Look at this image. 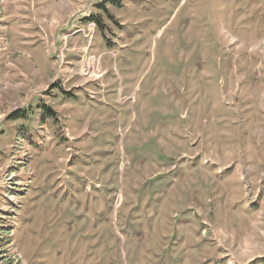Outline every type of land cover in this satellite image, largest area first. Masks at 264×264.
Returning <instances> with one entry per match:
<instances>
[{"label":"rangeland","instance_id":"1","mask_svg":"<svg viewBox=\"0 0 264 264\" xmlns=\"http://www.w3.org/2000/svg\"><path fill=\"white\" fill-rule=\"evenodd\" d=\"M0 35V264H264V0H0Z\"/></svg>","mask_w":264,"mask_h":264},{"label":"crops","instance_id":"2","mask_svg":"<svg viewBox=\"0 0 264 264\" xmlns=\"http://www.w3.org/2000/svg\"><path fill=\"white\" fill-rule=\"evenodd\" d=\"M7 11H8V13H7L8 14V16H7V24L8 25H11V24L17 25L18 24V20L17 19H14L12 21V23L8 22V19L10 18V16H14L12 8H8ZM11 27H12V29H10V28L4 29L3 28L4 30H7L6 31V35H5V39H6L7 45H9L10 48L15 49V48L19 47V49L21 51L27 52L29 54H33L37 50H39L41 48L43 49V47H45L46 43L44 44L43 42H41L42 40L40 38V33H37L38 31L32 33V32H30V29H27V27L24 26L22 34L25 35V32H27L28 35H32V37H30V36L29 37H25V36L20 35L19 33H18V35L15 34V31L12 32L11 30L14 29V26H11ZM18 32H21V31H18ZM27 49H29L30 52ZM104 88H106L105 85H104ZM100 92H103V91H99L98 93H95V91H90L88 93H89V95H94V94L95 95H99V94H101ZM53 97L55 98L56 95H53ZM34 100H33V102H35ZM49 100H51V97L49 98ZM247 214L250 216L251 211L248 212Z\"/></svg>","mask_w":264,"mask_h":264},{"label":"trees","instance_id":"3","mask_svg":"<svg viewBox=\"0 0 264 264\" xmlns=\"http://www.w3.org/2000/svg\"><path fill=\"white\" fill-rule=\"evenodd\" d=\"M48 115L50 116V117H52V116H54V112L53 111H51V110H48ZM10 118L11 119H13V120H18V119H20L21 117H20V115H11L10 116ZM53 118V117H52Z\"/></svg>","mask_w":264,"mask_h":264},{"label":"built area","instance_id":"4","mask_svg":"<svg viewBox=\"0 0 264 264\" xmlns=\"http://www.w3.org/2000/svg\"><path fill=\"white\" fill-rule=\"evenodd\" d=\"M87 38H88V36H87ZM89 47H91V45L89 44Z\"/></svg>","mask_w":264,"mask_h":264}]
</instances>
